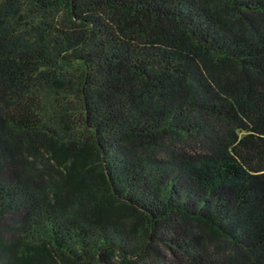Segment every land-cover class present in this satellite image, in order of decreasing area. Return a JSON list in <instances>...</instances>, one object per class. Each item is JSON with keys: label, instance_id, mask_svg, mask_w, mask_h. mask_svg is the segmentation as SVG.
<instances>
[{"label": "trees", "instance_id": "obj_1", "mask_svg": "<svg viewBox=\"0 0 264 264\" xmlns=\"http://www.w3.org/2000/svg\"><path fill=\"white\" fill-rule=\"evenodd\" d=\"M152 251L264 264V0H0V264Z\"/></svg>", "mask_w": 264, "mask_h": 264}, {"label": "rangeland", "instance_id": "obj_2", "mask_svg": "<svg viewBox=\"0 0 264 264\" xmlns=\"http://www.w3.org/2000/svg\"><path fill=\"white\" fill-rule=\"evenodd\" d=\"M155 247H159V245H155ZM161 251L165 254L167 251L165 248H162L161 247ZM139 264H163L161 261H160V258L159 256H157V254H155V252H150L148 255H146V257L139 261Z\"/></svg>", "mask_w": 264, "mask_h": 264}]
</instances>
